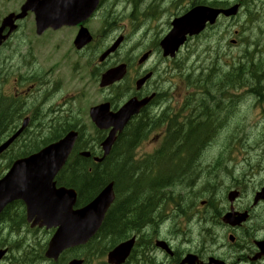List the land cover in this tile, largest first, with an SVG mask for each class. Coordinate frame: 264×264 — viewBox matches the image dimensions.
<instances>
[{"label":"rangeland","instance_id":"1","mask_svg":"<svg viewBox=\"0 0 264 264\" xmlns=\"http://www.w3.org/2000/svg\"><path fill=\"white\" fill-rule=\"evenodd\" d=\"M138 1L136 0V6L133 9L129 6L132 3L126 5L125 2L115 20L106 21L107 11L104 9L101 11L99 16L88 25L89 30L97 39L90 51L85 55L76 56L66 53L71 41L70 34L68 35L69 41L64 46V38L68 32L49 34L43 38V42H46L45 47L38 45L40 46L39 48H32V56L29 59L34 60L36 70H42L44 73H47L49 76L47 81L49 82L50 88H53V91L58 93L56 101L53 104L59 100L66 101L68 106L64 112V117L67 118L70 112H73L82 122V127L85 126L92 138H97V135L91 125L89 109L101 104L105 99L117 100L118 96H120L118 103L127 99L126 94L128 91L126 90V84L113 90L102 91L99 89L97 83L101 71L107 65L113 66L117 64L119 62L118 60L126 54L125 52L132 51V53L126 55V58L131 60L135 56L136 59L130 65L131 76L135 70L136 76L138 77L151 71L155 72V79H153V82L148 86L146 91L166 93L167 95L163 96L162 99L172 100L171 104L176 109L181 105V99L188 90V83L183 77L185 72L194 71L195 75L192 76L191 80H198L196 71L202 66H204V73H215L216 68L220 64L226 66V64L233 62L232 58L242 56V49H244L242 46L230 49V54L228 55L223 53H228L226 47H221L220 52L216 50L217 46H221L222 38L227 29L236 26L237 31L243 32L244 38L256 41L260 49L264 50V9L262 8L264 0L248 4L243 12L235 19L234 24L228 23L227 21L223 22L224 24L219 23L220 25L216 29L207 32L199 39L189 42L178 55L177 60L174 61H164L161 58L162 56L158 53L157 43L169 32L172 20L177 15L183 13L186 8L190 9V6L197 2V0H175L176 4L174 0H141L140 3ZM212 1L214 0H209V2ZM219 1H228L233 5L243 0ZM156 7L158 8L157 14L154 13ZM127 8L128 11H126ZM132 10H134V13ZM28 23H31V21H28ZM111 24L115 29V33L112 32V34H110ZM26 27V33L32 31V35L36 36L34 26L30 30L28 26ZM234 31L233 29L229 31L228 36ZM121 36L124 37V41L128 39L123 46L124 52L121 55L112 57L105 66L99 65V55L106 51L115 39ZM148 52L151 53L150 59L147 63L145 62L139 66L137 64L139 59ZM245 52L251 54L252 57L255 53L254 49H246ZM214 62L215 66H213ZM253 69L256 68L253 67L246 70V72H250ZM227 70H224V72H227ZM64 73L67 74L65 78L63 77ZM16 77L17 74H13V78ZM260 80V86L264 89V70L262 71V79ZM30 84L32 83H28L25 86ZM14 86L13 83L11 85H5L4 89L6 93L11 97L15 96L22 99V95L16 96L17 91ZM134 87L135 84L132 87L133 92H135ZM18 89L21 91L23 86ZM40 89L37 87L33 95L36 96ZM194 89L193 87H189L190 92L194 93ZM236 93L241 98L240 101L237 98L231 101L235 104L233 115L227 117L226 120L224 118L222 119L224 123L221 131L208 147L207 152L202 157V163L200 161V167L197 168V172L201 173V177L197 178L198 181H194L190 187H186L183 180L182 182H178L175 187L164 190L163 193H174L176 196L182 195L184 197L180 206L185 218L183 216H173H175L179 224L183 225L179 226V230H184V237L185 234L186 236L190 235L192 242L189 247H196L198 245L200 242L198 233L202 234V231H205L202 235L204 242L212 240L211 234H207V231H211L212 235H220L222 239L223 228L217 224V211H220L222 214L225 209L230 208L227 196L235 188L243 192L235 206L240 210L255 208L257 210L255 215L260 216L261 213L263 221L261 220L260 222L264 225V204L263 206L253 205L255 193L264 187V100H260V96L258 98L247 93V89H240ZM42 94L43 96L46 95L44 93ZM11 99L13 100V98ZM31 100L34 102V98H31ZM163 106H157L150 112L152 114L159 113L163 109ZM218 115L221 116L219 113ZM17 124L19 122H16ZM155 134H151L138 146L136 149L137 159L152 154L160 145ZM218 160L220 162H217ZM222 161L228 165L229 173L222 170ZM250 161H252V166L260 162V166L252 171L248 169L247 165V162ZM216 164H219L220 168L216 169ZM0 165L3 166L4 164L1 163ZM1 166L0 173L5 169ZM208 182L211 185L206 189L205 185ZM163 197L167 198V194ZM169 201V206H165L161 212L164 220L169 215H172V209H176L172 201ZM203 201L208 202L205 207L201 205ZM184 219H186V222ZM164 220H162L161 224L169 225V222ZM159 221L160 218L158 215L154 214V223H158ZM260 222L257 225L258 230L261 229ZM164 229L165 227L162 228L163 234L160 231L157 232L162 238H165L166 232H164ZM243 230L238 233L237 245L247 241L244 237H240ZM149 232H152V229ZM48 233H33L25 230L22 234H13L11 238H14V241L19 240L21 243L28 242L29 245H27V248H31L35 252L34 256H38L39 252H44V248L51 239ZM157 233L150 234V237L153 239ZM263 234L258 231L257 237L259 240L263 238ZM4 235L5 237L8 236L7 233H4ZM224 235L223 244L230 246V249L234 250L230 245L227 232ZM100 246L102 244L97 243L90 249H83L76 252L74 257L81 256L82 258H86L87 255H91L94 257L89 259V264H105L106 254L101 256L99 251ZM102 251L105 252L106 250L102 248ZM14 255L18 256V251L14 250ZM138 255L143 256L148 261H151V257L155 258V256H157L159 261L164 260L165 257L163 253L155 249L152 240L149 238L147 240H140L138 251L135 252L131 264H136ZM29 257H32V255H28V259H24L23 264H47L44 261L38 263L36 259Z\"/></svg>","mask_w":264,"mask_h":264},{"label":"trees","instance_id":"2","mask_svg":"<svg viewBox=\"0 0 264 264\" xmlns=\"http://www.w3.org/2000/svg\"><path fill=\"white\" fill-rule=\"evenodd\" d=\"M262 71L253 70L249 73L259 76L262 75ZM189 73L183 76L188 86H192L194 90L202 89V91L189 94V98L184 102L187 104L185 110L179 109L180 106L173 109L175 107L170 104L154 120L149 116H145V119L141 118L129 133L119 137L113 153L102 164H95L92 159L77 157L67 166L61 182L78 190L82 204L92 200L106 183L116 182L120 197L113 207L116 213L108 217L99 236L103 233L125 235L133 230L134 224L136 229L142 228L144 224L150 223L152 211L157 208L165 189L173 188L183 180L185 184L186 182L194 183L195 174L200 165L199 155L207 152L208 147L220 132L219 121L227 118L218 115L213 102L216 97L228 93L223 85L236 80V76L226 78L215 70V73L207 72V78L204 76L205 80L199 75L198 80H191L195 73L194 71ZM249 73L242 72L240 75ZM208 80L213 88H210ZM154 131L160 139L159 147L143 160H137V147ZM80 148L91 150L93 155L96 154L94 147L90 149L87 143L80 145ZM219 166L216 164L215 168L218 169ZM199 174L201 176V173ZM210 185L208 182L205 188L208 189ZM135 215L136 223H133ZM118 240L113 238L103 249L108 250V247H112Z\"/></svg>","mask_w":264,"mask_h":264},{"label":"flooded vegetation","instance_id":"3","mask_svg":"<svg viewBox=\"0 0 264 264\" xmlns=\"http://www.w3.org/2000/svg\"><path fill=\"white\" fill-rule=\"evenodd\" d=\"M104 1L102 0V4ZM27 0H0V35L6 36L13 29L14 31L10 33L9 37L3 42L0 47V134L1 135H14L26 122L27 127L22 136V140L28 135L38 136L40 133L49 135L52 133H66L67 128L70 127L69 121L56 120L54 117H46L44 114V101L53 92V88H50L49 82L47 79L49 76L47 73H44L42 70L35 69L34 60H30L29 57L32 56V48H39L40 46H46V42H43V38L49 34H58L60 32H68L64 38V46H66L68 40V35L71 34L70 47L67 49L66 53L73 55H85L91 49V44L83 47L82 49H76L74 41L76 36L81 28L79 27H64L61 29H54L52 27L45 29L41 33H38L35 16L32 12L28 11L23 18H16L22 13L23 6ZM7 21V25H6ZM31 21V23H28ZM91 21H88L85 26L89 25ZM15 25V28H12L10 25ZM29 30L34 26V31L36 36L32 35V31L26 33L27 27ZM40 45V46H38ZM244 56L247 58H252V55L248 52H243ZM13 74H17L16 78H13ZM130 77L126 79V94L127 100L131 98L138 97L139 99L146 98L145 90L141 92H133V84H136V70L131 76V70H129ZM66 73L63 74L65 78ZM129 76V75H127ZM141 78V77H140ZM139 77L137 78V80ZM244 82L249 83L251 86V94L255 97H264V89L261 85L262 75L253 76L250 74H244L242 76ZM253 81V82H252ZM14 84L17 94L22 95V99L18 97H11L8 95L4 89L5 85ZM28 83H32L28 86H25ZM23 86V89L19 91L18 88ZM41 87L40 91L36 96L33 95L32 89ZM55 90V88H54ZM46 94L43 96V94ZM13 98V100L11 99ZM31 98H34L37 108L32 105L33 101ZM54 101H56L54 99ZM60 101V100H59ZM112 101V100H111ZM110 101V102H111ZM126 101L119 104L118 107L114 106V109H117L122 106ZM113 104V102H111ZM215 109L217 112L224 117H231L233 115V109H235V104L231 103L229 105L220 106L216 105ZM74 113L68 117L70 121L74 120ZM16 122L19 124L16 125ZM50 131L49 133L47 131ZM16 148L17 145H16ZM3 163L5 167L13 165L14 161H0V164ZM240 200V199H239ZM238 200V201H239ZM237 201V203H238ZM235 203V204H237ZM264 203H260L258 206ZM230 209H225L221 214L220 211H217V224L223 229L222 239L221 236L214 234L212 235L211 231H207V234H211L212 240L209 242H204L202 235L205 231H202L200 235V242L196 247H189L190 243L187 239L181 241V238L176 235L177 230L175 227H179L182 224L176 219H173L170 215L168 216L169 225L160 226L165 227V241L167 242L170 251L168 254H165L164 260L159 261L157 256L155 258L151 257V261L146 260L143 256L140 257L136 264H184L183 261L185 257L189 254H194L197 257V261L194 264H206L211 258L224 261L226 264H264V244L263 246H258V243H264V225L262 222V215H255L257 210L255 208H249L247 210H240L235 206V211L249 213L247 224H244L238 228H230L222 223L223 217L227 214ZM23 212L22 210H16L11 207H8L0 216V231L7 232V237L3 234V238H0V250H6L7 253L1 259L0 264H20L17 260L13 259L11 253V246H8V243L11 241L10 232H19L24 231L27 227L23 222V216L19 218L16 217L13 220V213L17 214ZM26 216V212H24ZM261 217V218H259ZM186 222V219H184ZM263 221V220H262ZM261 224V229L258 230V223ZM136 223V222H135ZM212 223V222H211ZM183 226V225H182ZM244 229V230H243ZM241 232L240 237H244L247 241L243 244L237 245V240L239 238L238 233ZM33 231H39L34 229ZM182 231H184L182 229ZM260 231L263 234L262 239H258L257 233ZM227 232L228 239L230 236L235 237V242L230 243L234 250L230 249V246H226L224 243L225 235ZM183 233V232H182ZM133 237H137V244L139 243L140 234H136V225L134 229ZM159 238H161L159 236ZM163 239V238H161ZM9 249V250H8ZM158 260V261H157ZM23 264V263H21Z\"/></svg>","mask_w":264,"mask_h":264},{"label":"water","instance_id":"4","mask_svg":"<svg viewBox=\"0 0 264 264\" xmlns=\"http://www.w3.org/2000/svg\"><path fill=\"white\" fill-rule=\"evenodd\" d=\"M96 8L97 1L93 2L92 5L88 4L86 8L73 7L67 13L66 7L60 4L57 6V17L64 21L73 20L76 17L84 20L92 15ZM222 13L226 16L235 15L237 8L222 11L207 7H196L183 17L176 19L172 23V31L161 43L164 57L175 58L176 53L185 44L188 36L199 35L206 29L208 23L214 25ZM50 18L51 16L47 15V19L45 17L42 21L47 22ZM123 77L124 67L113 69L103 77L101 87L110 86ZM148 78L137 83L138 89L144 85ZM150 100H132L116 114L110 113L108 104L92 109L91 117L99 129L108 130L113 128L107 139L102 143L104 157L110 154L116 142L117 134L123 132L131 118L139 114ZM77 137L76 133H70L63 140L42 150L40 153L19 161L11 174L0 182V210L10 201L23 199L28 207L29 221L34 220L33 226L39 225L48 229L58 228L46 253L49 259L56 261L65 250L86 245L98 233L107 211L115 201L113 183L108 185L89 205L77 210L74 209L77 203V193L74 190L65 188L56 189L53 182L54 178L65 165ZM12 141L13 139L2 146L0 153L7 149ZM82 155L85 157L90 156L89 153ZM238 196V193L231 194L229 197L230 202H234ZM262 199L264 200V189L257 195L255 203ZM246 218L247 214L230 213L226 215L224 222L231 226H239L246 221ZM134 243L135 239H132L119 245L109 254L108 262L110 264L125 263L131 254ZM158 246L166 249L164 243H158ZM2 255L0 254V257ZM193 258L189 256L184 264L194 263ZM83 263L81 260H74L70 264ZM210 264L224 263L211 261Z\"/></svg>","mask_w":264,"mask_h":264},{"label":"bare ground","instance_id":"5","mask_svg":"<svg viewBox=\"0 0 264 264\" xmlns=\"http://www.w3.org/2000/svg\"><path fill=\"white\" fill-rule=\"evenodd\" d=\"M252 82H253V81H252ZM196 113H197V112H196ZM157 126H158V125H157ZM197 132H198V131H197ZM204 132H205V131H204ZM171 135H172V134H171ZM207 135H208V134H207ZM131 138H132V137H131ZM192 138H193V137H192ZM202 138H203V137H202ZM141 140H142V139H141ZM128 141H129V140H128ZM193 141H194V140H193ZM199 142H200V141H199ZM169 143H170V142H169ZM176 145H177V144H176ZM194 145H195V144H194ZM191 146H192V145H191ZM195 146H196V145H195ZM200 147H202V146H200ZM194 150H195V149H194ZM202 156H203L202 154L199 155V158H198L199 162L202 161ZM198 167H200V165H198ZM197 178H199V173H198V172H196V174H195L194 181H198ZM190 184H191V183H189V182L186 183V187H190ZM165 190H168V188L165 189ZM166 194H167V197H168V194H170V193H165L164 195H166ZM164 195H163V196H164ZM129 207H130V206H129Z\"/></svg>","mask_w":264,"mask_h":264}]
</instances>
